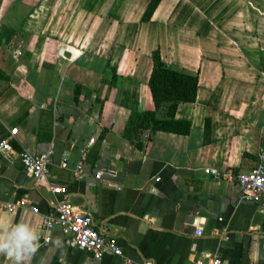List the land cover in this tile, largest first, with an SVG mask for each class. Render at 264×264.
<instances>
[{"label":"crops","instance_id":"0c3cea01","mask_svg":"<svg viewBox=\"0 0 264 264\" xmlns=\"http://www.w3.org/2000/svg\"><path fill=\"white\" fill-rule=\"evenodd\" d=\"M151 1L0 0V72L8 77L0 79V141L18 129L14 153H0V202L28 201L12 214L0 211V239L27 224L40 244L30 264H205L208 255L264 264V206L242 201L237 183L203 173L247 172L264 153V0H161L143 21ZM15 2L21 6L11 11ZM42 24L49 28L39 32ZM62 25L83 31H58ZM9 28L16 33L5 49ZM239 35L255 37L257 48ZM156 50L172 68L198 74L199 88L176 112L190 133H145L139 149L123 133L130 111L151 104ZM50 149L48 174L33 179L21 153ZM58 186L118 238L123 256L96 260L71 249L59 229L44 243ZM224 229L227 238L214 235ZM0 264L15 262L0 254Z\"/></svg>","mask_w":264,"mask_h":264},{"label":"built area","instance_id":"2783aa9c","mask_svg":"<svg viewBox=\"0 0 264 264\" xmlns=\"http://www.w3.org/2000/svg\"><path fill=\"white\" fill-rule=\"evenodd\" d=\"M19 55L20 52H19ZM18 132L14 128L10 136L0 141V153L10 155L14 153L12 139ZM22 162L26 172L35 180L44 178L49 172V165L52 163L53 150L41 154H32L28 151L21 153ZM87 160V152H82V161L78 165L77 174H81L84 168V162ZM67 165V160L62 162ZM203 173L207 176H213L216 179L228 182H235L241 190V200L248 203H260L264 206V153L259 155L256 165L247 172H236L233 169L220 170L215 167H206ZM97 179L101 174L96 175ZM52 198L50 199V211L45 216L42 224L44 230V243L51 242V232L59 229L65 237L68 246L71 249H80L91 254L94 259L101 260L105 255L123 256V250L117 237L109 234L105 228L98 227L93 218L86 214L78 206L70 201L68 188L58 186L51 188ZM28 201L25 199L17 203L0 202V211L12 214L17 208L27 207ZM32 211L39 212V208L32 206ZM224 218H219L223 221ZM201 235V231L197 232ZM215 236L227 238V229L222 231L215 230ZM205 264H225L219 256H207Z\"/></svg>","mask_w":264,"mask_h":264},{"label":"trees","instance_id":"16d2710c","mask_svg":"<svg viewBox=\"0 0 264 264\" xmlns=\"http://www.w3.org/2000/svg\"><path fill=\"white\" fill-rule=\"evenodd\" d=\"M160 1H151L143 16V21H150ZM20 6V3L15 2L10 10L17 11ZM15 33V28L6 30L2 41L5 49L8 47ZM152 59L153 70L148 83L151 104L146 108H137L130 111L123 133V138L130 141L139 149L143 148V142L140 138L145 133L151 136L158 132L185 136L190 133L191 123L185 120H177L176 112L181 103H193L196 101L199 88L198 74H190L167 65L162 60L159 50L153 52ZM0 79L7 81L8 77L0 72ZM82 90L83 86L76 84L75 94H79ZM205 137V143H209V122L206 124Z\"/></svg>","mask_w":264,"mask_h":264},{"label":"clouds","instance_id":"9594fccd","mask_svg":"<svg viewBox=\"0 0 264 264\" xmlns=\"http://www.w3.org/2000/svg\"><path fill=\"white\" fill-rule=\"evenodd\" d=\"M37 241L35 231L22 223L15 228L10 239H0V254H6L15 264H30L32 257L40 248ZM54 243L60 246L61 242L57 239Z\"/></svg>","mask_w":264,"mask_h":264},{"label":"rangeland","instance_id":"374dc122","mask_svg":"<svg viewBox=\"0 0 264 264\" xmlns=\"http://www.w3.org/2000/svg\"><path fill=\"white\" fill-rule=\"evenodd\" d=\"M27 11H28L27 9L22 10V15L25 14ZM41 16L43 17L44 14H42ZM36 26H37V28L39 27L38 31L49 28L48 26L44 28V25L43 24L42 25H36ZM31 27L32 28L29 29L30 30L29 31L30 33H38V31H36L33 26H31ZM82 27L83 26H81V25H73V26H68V27L66 25H62V26H58V31L69 32V33L71 31V32H76V34H77V33H81V31H83ZM239 28L243 29L245 27L243 25H239ZM48 33H49V30L45 32V34H48ZM239 38H241L242 40H244V41L248 42L249 44H251L250 45L251 47L250 46L248 47L249 49H252L253 50V49L257 48V44L256 43L258 42V40L255 39V37L248 38L246 36L239 35ZM78 53H79V51H78ZM78 53H76L75 55L78 56Z\"/></svg>","mask_w":264,"mask_h":264},{"label":"water","instance_id":"95a60500","mask_svg":"<svg viewBox=\"0 0 264 264\" xmlns=\"http://www.w3.org/2000/svg\"><path fill=\"white\" fill-rule=\"evenodd\" d=\"M182 173H188V172L182 171ZM232 211H233V207L230 209L229 214H228V217H229V215L231 214Z\"/></svg>","mask_w":264,"mask_h":264}]
</instances>
